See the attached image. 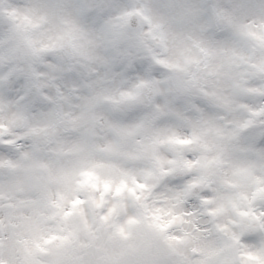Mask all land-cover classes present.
I'll return each instance as SVG.
<instances>
[{
    "label": "clouds",
    "instance_id": "9594fccd",
    "mask_svg": "<svg viewBox=\"0 0 264 264\" xmlns=\"http://www.w3.org/2000/svg\"><path fill=\"white\" fill-rule=\"evenodd\" d=\"M0 264H264V0H0Z\"/></svg>",
    "mask_w": 264,
    "mask_h": 264
}]
</instances>
